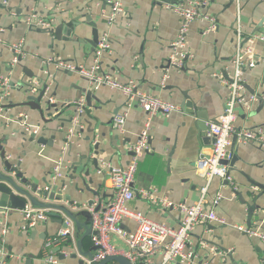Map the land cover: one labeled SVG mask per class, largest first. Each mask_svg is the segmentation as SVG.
<instances>
[{
  "label": "crops",
  "instance_id": "1",
  "mask_svg": "<svg viewBox=\"0 0 264 264\" xmlns=\"http://www.w3.org/2000/svg\"><path fill=\"white\" fill-rule=\"evenodd\" d=\"M182 1L121 0L124 12L113 23L107 24L106 16L110 11L107 0H0V76L7 77L12 84L7 96L0 98V137L4 139L8 157L19 160L25 175L33 182L42 187L56 183L58 189L62 187L60 183H64L61 190L70 196L72 204L66 200L53 202L72 210H77L76 204L86 208L91 198L93 205L99 203L100 207L109 202L113 195L109 166L129 163L128 146L137 140L148 119L135 100L120 90L106 85L94 88L79 74H70L47 62L50 58L60 57L91 66L96 44L90 41L92 26L89 24H95L98 39L103 32H108L110 48L108 53L102 54L101 66L118 81H134L139 90L158 95L179 107L185 93L187 100L206 115V124L222 112L228 89L213 73L230 71L236 49L234 5L230 0L210 1L203 13L213 16L216 22L212 32L203 33L208 26L206 20L190 23L187 33L189 57L184 68L177 70L168 65V56L170 43L179 29L180 16L165 4L177 5ZM31 12L52 17L53 26L62 19H77L80 24L67 41L53 40L48 32L25 24L23 20ZM263 18L264 0H242L244 36L264 33V22L258 27ZM20 40L21 62L14 61L11 48ZM252 45L257 55L264 56L263 41L255 39ZM11 66V70L5 69ZM243 77L247 92L264 93L263 63L246 69ZM21 82L36 84L37 91L46 83V95H51L52 103L63 105L64 113L56 118V112L51 108L48 117L49 112L44 110L43 120L37 110L19 105L28 94L25 86H20ZM82 99L84 104L74 127L68 119L75 115V104ZM5 104L10 106L3 108ZM180 109L149 118V147L138 162L133 182L136 194L129 204L147 218L171 227L177 226L182 216L178 205H191L199 199L204 179L196 170L195 162L201 155L211 153L212 144L207 130L197 124L196 114ZM121 113L126 114L125 124L123 131L118 132L112 126V119ZM236 113V131L257 127L264 130V105L260 102L249 108L237 107ZM25 119L38 127L33 140L31 133L22 128L21 122ZM5 135L8 138H4ZM39 136L43 137L44 143L37 142ZM231 148L236 159L229 166L233 188L215 177L208 186L205 202L206 208L213 209L226 223L200 222L194 226L190 243L185 248L197 255L194 264H202L209 254L201 241L224 252L222 256L208 259L206 264H264V243L232 227L233 224H247V206L241 198L251 202L249 192H259L250 180H263L264 147L256 143H239L233 135ZM94 158L97 165L93 164ZM56 162L61 163V176H55ZM140 189L152 194L143 196ZM218 193L220 201L212 204ZM162 198L171 205L163 204ZM257 203L262 208L256 210L250 224L264 232V195ZM49 212L46 221L26 229L22 227L21 210L7 208L0 213V244L9 252L4 264H39L45 241L64 229L57 222L58 217L51 213L63 214L52 209ZM119 225L125 231H132L136 226L133 220L126 218ZM4 227L7 231L2 234ZM69 228L68 238L54 247L57 264H85L87 258L83 255L93 245L91 236L82 239V254H79L77 241L85 229L82 228L77 236L72 224ZM111 239L120 252L128 250L120 237L112 235ZM160 261L161 255L156 252L150 257L149 264ZM170 264L186 263L176 260Z\"/></svg>",
  "mask_w": 264,
  "mask_h": 264
},
{
  "label": "built area",
  "instance_id": "2",
  "mask_svg": "<svg viewBox=\"0 0 264 264\" xmlns=\"http://www.w3.org/2000/svg\"><path fill=\"white\" fill-rule=\"evenodd\" d=\"M211 0H183L177 5H167L177 15L180 16V25L175 39L170 43V54L168 56V65L177 70L183 69L186 60L189 57L187 50V33L190 23L194 20H206L208 26L203 33L212 32L216 27V22L208 13L203 10L209 5ZM234 5V32L236 37V49L230 63V71L213 73L219 82L228 89V96L224 102L222 112L214 121L208 123L207 135L212 138L211 153L208 156H200L195 167L200 176L204 179V185L200 188L199 199L191 204L181 203L178 205L182 213L180 222L177 226L171 227L164 223L156 222L144 216L140 211L130 207V202L136 194L133 187L134 176L140 158L148 150L149 139V118L155 114L161 113L168 115L171 112L181 111L180 107L170 101L163 100L160 96L139 90L134 81L121 82L114 76L104 70L101 66V56L109 52L110 40L108 32H103L99 37L93 50L94 62L86 67L76 64L60 57L50 58L48 63H52L55 68L71 71L84 77L89 84L96 88L106 85L110 88L120 90L130 98L135 100L138 107L146 113L148 119L144 128L138 135L137 140L128 146L131 153L130 161L126 166H109L111 188L113 195L109 202L98 210L94 205L88 207L91 213V226L95 231L91 235V242L98 246L91 259H86L85 264H96L107 255L122 253L133 264H149L150 257L159 252L161 261L159 264H170L178 260L181 263L194 264L197 257L193 250L185 251L190 243V234L194 226L200 222H217L225 224L226 221L216 215L213 209L205 206L208 186L213 178L218 177L227 181L233 187V178L229 173V163L234 153L231 148L232 136L239 143L259 144L264 147V130L262 128H240L235 130L234 122L237 118V107L249 108L253 103L260 102L264 105V93L252 92L246 90L244 71L252 68L259 62L264 64V56L257 55L253 48L255 39L264 42V33H252L248 37L244 36V23L242 19V0H230ZM110 4V11L106 16L107 24L114 22L115 18L124 12L121 0H107ZM28 27L48 29L53 26L52 17H44L35 12L26 15L24 20ZM2 29H0L1 31ZM17 61V56L22 57V40L11 46ZM29 83V82H28ZM9 80L5 76H0V98L6 97L9 93ZM37 86L34 84L30 88L31 93H36ZM84 100L76 102V113L72 117L73 126H77V116L82 111ZM1 109V108H0ZM125 113L116 114L112 119L113 128L122 132L125 124ZM22 128L31 133L37 134L38 127L29 124L26 119L21 122ZM72 132V129H70ZM226 161V162H224ZM55 176H61V163L56 162L54 166ZM47 188V187H46ZM139 193L143 196H149L152 192L140 189ZM154 199V198H153ZM221 199L218 193L213 199L212 204H217ZM162 203L171 205L168 200L162 198ZM23 229L34 227L44 222L48 218V209L26 205L21 210ZM133 220L136 224L132 231H125L120 227L122 219ZM233 228L250 238H257L264 243V232L256 225L233 224ZM7 228H3L1 233L5 234ZM71 234V229L66 227L61 229L51 238H48L42 248V256L39 264H57V257L54 247L66 240ZM112 235L120 237L128 246V250L120 252L112 242ZM3 241V239H1ZM201 245L208 250V256L202 261L206 264L210 258L222 256L223 251L215 246H208L204 241ZM9 252L3 244H0V264H4Z\"/></svg>",
  "mask_w": 264,
  "mask_h": 264
},
{
  "label": "water",
  "instance_id": "3",
  "mask_svg": "<svg viewBox=\"0 0 264 264\" xmlns=\"http://www.w3.org/2000/svg\"><path fill=\"white\" fill-rule=\"evenodd\" d=\"M263 22H264V18L258 24V27L262 26ZM79 24L80 22L77 19H73V20L62 19L61 22L56 23L54 26L48 29L36 28V27H29V28H36L39 31L48 32L53 38V40L56 39V40L67 41L71 36V34L73 33V31L76 30V27ZM89 25L92 26V37L90 41L95 45L97 44L98 41V30L96 29L94 23ZM21 60L22 58L20 56H17V61L21 62ZM11 68L12 66L6 67L5 69L9 71L11 70ZM23 71L26 73L24 69ZM66 72L70 74L72 73L71 71H66ZM29 77H32V75ZM37 80L38 82H40L41 79L39 78ZM10 85L12 84L10 83ZM20 86L21 87L25 86V91L28 94L26 95V99L20 102L19 105L29 106L31 109L37 110L40 113L41 118L43 120L45 119L44 110L49 112L47 114L48 117L51 115L50 113L51 108L54 110V112H56L55 115L56 118H58L60 115L64 113L65 110L62 109L63 105L52 103L51 95L50 94L46 95L47 94L46 83H43V87L40 88V90H38L37 93L30 92V88H31L30 83L21 82ZM184 98L185 99L184 100L182 99L180 102V107L182 109H185L191 114H196V116L198 117L197 124L199 125V127L207 130L208 123L206 124V115L197 105L192 104V102H189V100H187V95L185 93H184ZM9 106L10 104H5L2 107L5 108ZM68 120L71 121L72 118ZM4 138H8V135H5ZM34 138H35V134H31L30 139L33 140ZM36 140L38 143H44V139L42 136L37 137ZM235 160H236L235 156L233 155L231 160L228 161L229 166H231ZM78 164L83 165L82 162H79ZM93 164L97 165V159L95 158L93 159ZM262 179L263 180L260 181H256L252 179L250 180V183L259 190L258 193H255V191L249 192L251 202H247L241 198V202L245 203L247 206V212H248L247 225H250L251 218L253 215L256 214V210L262 208L260 204L257 203V200L264 195V176ZM223 183L230 185L225 180H223ZM56 185L57 184L54 183L52 185H45V187L44 186L42 187L37 182H33L28 176L25 175V172L21 168L20 161L19 160L16 161L14 157L11 158L8 157V150L7 147L5 146L4 139L0 137V213H3L7 208L22 210L26 207V205L48 209V215H50L49 212L50 209L59 211L60 213L63 214L62 216L53 212H52L53 214L51 213V215L58 217L57 222L61 225L62 228L69 227V224H72L73 228L77 233V236L82 228L85 229V232L78 238L77 241V250L79 254H82V250H81L82 239L87 235L91 236L92 234L95 233V231L92 229L91 226L92 217L88 209V207L94 204V200L92 198L88 200L86 208L82 209L80 205L76 204L75 206L77 210H72L65 205H61L53 202V201L66 200L68 204L70 205L72 204V200L70 199V196L68 194H63L61 190L64 183L63 182L60 183L59 186L62 187L59 189L58 186L56 187ZM231 188L233 187L231 186ZM234 192H236L235 189ZM93 194H96V192H93ZM99 208H100L99 203L94 205L95 210H98ZM79 216H82L85 219L80 220ZM89 249L90 250L83 255L87 259L92 258L96 249H98V246L92 245L91 248ZM113 262L116 264H133L122 253L107 255L104 259H102L100 262L96 264H108ZM138 264H141V262H139Z\"/></svg>",
  "mask_w": 264,
  "mask_h": 264
}]
</instances>
